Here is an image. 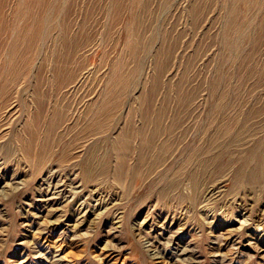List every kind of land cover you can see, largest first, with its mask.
Listing matches in <instances>:
<instances>
[{
  "label": "rangeland",
  "instance_id": "1",
  "mask_svg": "<svg viewBox=\"0 0 264 264\" xmlns=\"http://www.w3.org/2000/svg\"><path fill=\"white\" fill-rule=\"evenodd\" d=\"M0 264H264V0H0Z\"/></svg>",
  "mask_w": 264,
  "mask_h": 264
}]
</instances>
